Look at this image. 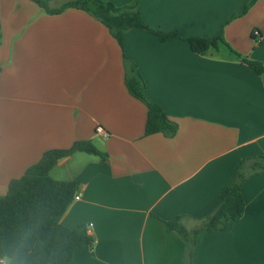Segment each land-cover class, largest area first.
Returning <instances> with one entry per match:
<instances>
[{
  "label": "crops",
  "instance_id": "obj_1",
  "mask_svg": "<svg viewBox=\"0 0 264 264\" xmlns=\"http://www.w3.org/2000/svg\"><path fill=\"white\" fill-rule=\"evenodd\" d=\"M43 1L58 10L76 0ZM249 1L142 0L150 31L130 30L122 48L81 9L0 0V196L49 150L91 141L108 156L75 153L50 173L79 183L61 223L87 236L93 225V245L69 264H186L167 222L200 229L240 167L244 215L203 236L195 264H264V171L252 174L264 166V75L225 46L201 56L188 41L222 30L235 52L264 64V39L253 35L264 37V0L246 12ZM124 56L178 125L173 138L146 136L148 108L129 93Z\"/></svg>",
  "mask_w": 264,
  "mask_h": 264
},
{
  "label": "trees",
  "instance_id": "obj_2",
  "mask_svg": "<svg viewBox=\"0 0 264 264\" xmlns=\"http://www.w3.org/2000/svg\"><path fill=\"white\" fill-rule=\"evenodd\" d=\"M50 14H59L69 8L86 11L103 23L112 36L124 47L128 32L132 29L148 30L139 12L142 0H134L130 5L117 6L102 0H76L65 4L58 10L50 9L43 0H34ZM254 0L246 5L247 12ZM235 17V16H234ZM232 17V18H234ZM156 34L174 37L177 34ZM194 53L205 56L211 51L220 52L221 45L230 54L248 65L258 75H264V64L244 58L235 52L224 40L222 30L214 38H189ZM126 85L129 93L148 108L146 136L162 133L173 138L178 125L170 120L164 109L152 102L147 94L146 84L137 66L124 56ZM75 153H86L107 159L91 141L76 142L67 150H49L40 162L30 167L24 176L13 180L7 195L0 196V260L7 264H69L76 251L92 246L94 240L77 229L65 227L61 221L79 192V183L56 181L50 173L59 160ZM264 171V166L256 163L252 174ZM249 175L241 172L223 190L217 208L203 220L200 229L188 231L180 225L181 218L167 222L186 243V264H195V248L208 233L224 231L229 225L240 220L245 212V199L242 185Z\"/></svg>",
  "mask_w": 264,
  "mask_h": 264
},
{
  "label": "built area",
  "instance_id": "obj_3",
  "mask_svg": "<svg viewBox=\"0 0 264 264\" xmlns=\"http://www.w3.org/2000/svg\"><path fill=\"white\" fill-rule=\"evenodd\" d=\"M253 35H254L255 38H259V37H260L261 39H264V37L261 36V34H260L258 31H255ZM96 131H97L98 134H103L105 137L108 136V134L106 133V131H105V129H104L103 127H98V128L96 129ZM79 200H80V195L77 194V195L75 196V198H74V201H79ZM92 231H93V225L90 224V225L87 227V233H88V236H90V235L92 234ZM1 262H2V263H7L5 260H1Z\"/></svg>",
  "mask_w": 264,
  "mask_h": 264
}]
</instances>
